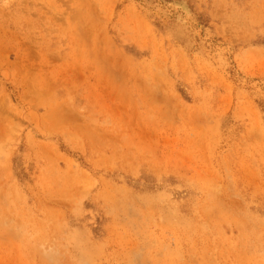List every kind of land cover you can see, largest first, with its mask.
<instances>
[{"label":"rangeland","instance_id":"1","mask_svg":"<svg viewBox=\"0 0 264 264\" xmlns=\"http://www.w3.org/2000/svg\"><path fill=\"white\" fill-rule=\"evenodd\" d=\"M0 264H264V0H0Z\"/></svg>","mask_w":264,"mask_h":264}]
</instances>
